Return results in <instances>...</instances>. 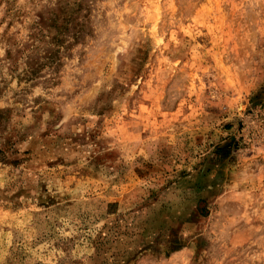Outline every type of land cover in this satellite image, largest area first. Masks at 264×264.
Segmentation results:
<instances>
[{
    "label": "rangeland",
    "instance_id": "obj_1",
    "mask_svg": "<svg viewBox=\"0 0 264 264\" xmlns=\"http://www.w3.org/2000/svg\"><path fill=\"white\" fill-rule=\"evenodd\" d=\"M0 264H264V0H0Z\"/></svg>",
    "mask_w": 264,
    "mask_h": 264
}]
</instances>
